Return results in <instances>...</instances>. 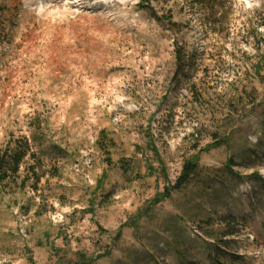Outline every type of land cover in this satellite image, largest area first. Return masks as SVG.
Wrapping results in <instances>:
<instances>
[{
	"label": "rangeland",
	"instance_id": "374dc122",
	"mask_svg": "<svg viewBox=\"0 0 264 264\" xmlns=\"http://www.w3.org/2000/svg\"><path fill=\"white\" fill-rule=\"evenodd\" d=\"M23 137L0 264H264V0H0V153Z\"/></svg>",
	"mask_w": 264,
	"mask_h": 264
},
{
	"label": "trees",
	"instance_id": "16d2710c",
	"mask_svg": "<svg viewBox=\"0 0 264 264\" xmlns=\"http://www.w3.org/2000/svg\"><path fill=\"white\" fill-rule=\"evenodd\" d=\"M183 49L179 48L178 46L175 47V51H174V55H175V60H176V67L178 69L179 72L184 71V69H186V63L183 62V53H182ZM182 56V57H181ZM181 57V58H180ZM189 69V68H188ZM259 72V70H258ZM193 88H196V96L199 95V97L201 96V88L200 86H198L196 83L190 82L188 85V89L189 91L193 92ZM205 93V92H204ZM193 94V93H192ZM33 140H36V138H34L33 136ZM12 144L7 146L5 148L4 151H2L0 153V184L4 183V184H12L14 182H16L17 179L21 180V186L26 184V180H28V170L31 167V165L29 164L28 160H32V161H37L38 162V158L36 157V153L33 150L31 144L29 143L28 138H20V139H14L11 140ZM97 146L103 150V151H107V148L109 146H112V139L111 138H107L106 139V135L101 132L99 138L96 141ZM197 158L195 157V160L193 159H188L186 160L183 165H182V169L181 172L178 176V178L176 179L175 183L173 185H171V190L176 189L181 187L183 184H185L186 182L189 181V179L191 178V176L196 172V167H197ZM32 170L41 168L40 163H34V165H32ZM120 167L125 170L126 172H129L131 169V166L129 167L128 163H120ZM231 168V161H229L227 163V169ZM229 219H234V217H223L222 219L219 220L220 223H225V225L227 226V228H231V229H227L225 231V235L227 234H233L235 233L237 230L234 229L235 226L233 223H229L230 220ZM204 224L206 226H210L211 224L214 223V220L209 219L206 221H203ZM215 241H218L219 243L222 241V239H217ZM214 257V256H213ZM214 261H216V259L214 258ZM218 264H224V263H220L217 261Z\"/></svg>",
	"mask_w": 264,
	"mask_h": 264
}]
</instances>
